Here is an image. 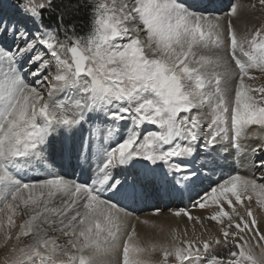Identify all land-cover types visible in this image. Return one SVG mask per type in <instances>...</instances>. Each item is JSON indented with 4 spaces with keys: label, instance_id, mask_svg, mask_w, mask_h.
I'll list each match as a JSON object with an SVG mask.
<instances>
[{
    "label": "snow or ice",
    "instance_id": "obj_1",
    "mask_svg": "<svg viewBox=\"0 0 264 264\" xmlns=\"http://www.w3.org/2000/svg\"><path fill=\"white\" fill-rule=\"evenodd\" d=\"M255 73L264 0H0V264H264Z\"/></svg>",
    "mask_w": 264,
    "mask_h": 264
},
{
    "label": "bare ground",
    "instance_id": "obj_2",
    "mask_svg": "<svg viewBox=\"0 0 264 264\" xmlns=\"http://www.w3.org/2000/svg\"><path fill=\"white\" fill-rule=\"evenodd\" d=\"M224 1H227V3H232L233 0H224ZM222 3V2H221ZM216 4V3H215ZM228 5V4H227ZM217 7V6H216ZM220 7V6H219ZM226 7V6H225ZM235 160V159H234ZM237 160V163L234 165V168L236 170H242L244 165H243V161L240 160V159H236ZM230 161V160H229ZM227 161V163L229 162ZM229 164V163H228ZM229 166V165H228ZM234 168H231L229 167L227 170H225L224 172L227 173V172H231ZM213 179H218L219 176H213L212 177ZM147 203L149 204H153V205H156V204H159L160 207L164 208L165 209V212L166 213H169L168 215H164L163 213L161 214V222L165 225V226H168V225H172V226H178L180 229H183L185 227H189V230L191 228V225L187 222V219L185 217H174L173 215L170 214V211L169 210H175L177 207H183L185 205H187L189 203V201L187 200L186 196L183 200V204L180 203L179 201V198H176L175 200H169L167 198L163 199V200H159V199H152V200H149L147 201ZM150 205V206H151ZM142 207H138L140 208L141 210L144 208L143 205H141ZM147 206V205H146ZM167 206V207H166ZM152 207V206H151ZM153 208V207H152ZM151 208V209H152ZM147 209V207L145 208ZM144 209V210H145ZM141 210H137L138 212H141ZM149 210V209H148ZM192 214L193 215H202L203 214V210H200V209H192ZM257 211H264V210H259L257 209ZM148 214L150 213L149 211L147 212ZM138 214V213H137ZM140 215V214H138ZM146 215V214H145ZM144 214H141L140 216L142 218H149V219H152L153 217L151 216H145ZM206 227L208 229H212L213 231L215 230L213 225L215 222H208V221H205L204 222ZM199 226V225H197Z\"/></svg>",
    "mask_w": 264,
    "mask_h": 264
},
{
    "label": "rangeland",
    "instance_id": "obj_3",
    "mask_svg": "<svg viewBox=\"0 0 264 264\" xmlns=\"http://www.w3.org/2000/svg\"><path fill=\"white\" fill-rule=\"evenodd\" d=\"M229 1V0H228ZM231 1V0H230ZM222 2V3H221ZM240 2L241 3H247V0H240ZM215 6H217L218 8H219V11H220V13L221 14H223V12L224 11H226L227 10V6L230 4V3H227V1H224V0H215ZM228 4V5H227ZM220 6V7H219ZM226 6V7H225ZM216 7V8H217ZM255 21H259L260 19H262V17H261V12H260V10L259 9H257V10H255V11H253V12H250V14H249ZM255 75L258 77V79H256V80H254V81H251V83H253L254 85H262V84H264V77H262V76H260L259 75V73H255ZM230 160V161H229ZM227 161H229L228 163H227ZM237 163V160L235 159H233V158H228L227 160H223L222 161V164H223V166H224V171L225 170H227L229 167H231V168H234V165ZM229 165V166H228ZM219 176L220 175V173H217L215 176ZM141 205H143L144 206V208L141 210L140 208L142 207ZM141 205H139V207L140 208H138V211L139 210H141V212H138L137 211V213L138 214H146L145 216H148V211L151 213L152 212V210H153V208L152 207H154L155 205H151V204H149V203H144V204H141ZM147 205V206H146ZM152 207H151V206ZM147 207V209H145ZM152 208V209H151ZM145 209V210H144ZM149 209V210H148ZM196 228H197V234H199V231H200V228H199V226H196ZM191 229V228H190ZM3 254H4V250L3 249H0V260H2V258H3Z\"/></svg>",
    "mask_w": 264,
    "mask_h": 264
},
{
    "label": "trees",
    "instance_id": "obj_4",
    "mask_svg": "<svg viewBox=\"0 0 264 264\" xmlns=\"http://www.w3.org/2000/svg\"><path fill=\"white\" fill-rule=\"evenodd\" d=\"M46 22H49V21H46ZM50 22L51 23L56 22L54 15L51 17ZM65 23L66 24L74 23L76 26V31L78 33L82 34L86 32L88 29V24H89V17H88L87 11L82 9L78 15H72L66 18Z\"/></svg>",
    "mask_w": 264,
    "mask_h": 264
}]
</instances>
